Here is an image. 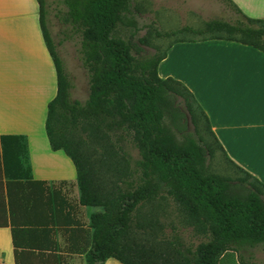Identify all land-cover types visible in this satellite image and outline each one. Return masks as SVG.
<instances>
[{"label": "trees", "instance_id": "1", "mask_svg": "<svg viewBox=\"0 0 264 264\" xmlns=\"http://www.w3.org/2000/svg\"><path fill=\"white\" fill-rule=\"evenodd\" d=\"M221 1L236 18L207 21L200 33L222 32L226 36L207 39L237 42L264 54V20L247 18L229 0ZM36 2L56 84L46 105L44 133L50 150L62 151L73 164L78 204L98 208L89 216L85 264L108 258L120 264H217L227 251L245 264L241 248L264 249V185L232 163L251 181L207 173L209 147L186 131L185 115L196 136V109L217 145L216 140L192 94L180 82L157 76L165 51L138 59L132 55L139 51L135 44L111 37L128 0H61L65 11L59 19L79 37V61L87 74L83 102L68 99L69 82L44 24V1ZM125 138L138 153L132 168L121 145ZM87 143L99 147L96 158L88 154ZM164 196L203 241L184 242L173 229L167 233L163 224L139 215L143 204Z\"/></svg>", "mask_w": 264, "mask_h": 264}, {"label": "crops", "instance_id": "2", "mask_svg": "<svg viewBox=\"0 0 264 264\" xmlns=\"http://www.w3.org/2000/svg\"><path fill=\"white\" fill-rule=\"evenodd\" d=\"M229 1L264 20V0ZM38 15L36 0H0V264H85L98 208L78 204L72 162L48 146L44 119L56 84ZM183 54L194 55L189 67L181 58L179 70L170 66ZM156 74L192 94L226 161L264 185V54L228 40L178 39Z\"/></svg>", "mask_w": 264, "mask_h": 264}, {"label": "rangeland", "instance_id": "3", "mask_svg": "<svg viewBox=\"0 0 264 264\" xmlns=\"http://www.w3.org/2000/svg\"><path fill=\"white\" fill-rule=\"evenodd\" d=\"M44 1V24L51 39L53 48L59 55L63 71L69 82V101L83 102L88 93L87 74L79 61V37L70 27L63 24L59 17L65 8L61 0ZM236 16L223 4L221 0H128V10L122 14L120 22L111 33L112 38L129 40L138 48V52L132 55L138 59H152L161 56L166 48L178 39H207L212 36H226L222 32L200 33L204 25L210 20H221L232 23ZM165 33L169 35L164 36ZM141 40V42H140ZM184 57L172 55L169 64L179 70V63L194 61V55L183 54ZM187 56V57H186ZM179 61V62H180ZM198 133L196 136L188 115H185L186 131L194 137H200L202 142L209 147V154L205 157L204 169L207 173L227 177L233 181L246 178L245 175L228 163L220 149L213 142L212 137L206 131L203 120L196 109ZM126 153L129 167L138 159L137 151L131 146L129 139L121 142ZM87 152L92 158H96L100 149L93 143H87ZM92 150L94 152H92ZM104 172V171H103ZM106 176V173H104ZM247 181H251L246 178ZM142 217L152 219L163 224L165 232L173 229L180 234L184 242L196 245L203 238L195 234L190 227L186 226L182 216L173 202L167 197L157 198L152 202L145 203L139 210ZM240 260L245 264H264V249L255 246L243 247L239 250ZM217 264H241L238 256L232 251L221 254Z\"/></svg>", "mask_w": 264, "mask_h": 264}]
</instances>
